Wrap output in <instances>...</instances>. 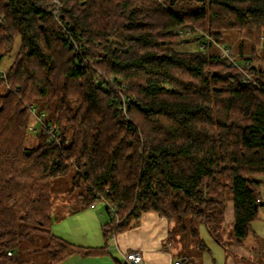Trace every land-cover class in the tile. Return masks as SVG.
Returning <instances> with one entry per match:
<instances>
[{
    "label": "trees",
    "instance_id": "1",
    "mask_svg": "<svg viewBox=\"0 0 264 264\" xmlns=\"http://www.w3.org/2000/svg\"><path fill=\"white\" fill-rule=\"evenodd\" d=\"M51 1L0 0V60L20 37L0 76V264H30L19 246L40 235L49 264L110 253L52 232L51 183L60 176L84 205L107 202L106 239L147 212L181 229L199 221L221 239L230 190V237L245 241L264 183V73L253 63L264 52V0H60L68 32ZM196 28L213 38L205 47ZM227 30L247 39L253 56L237 58L220 43ZM191 37L199 48L178 49ZM122 94L129 118L118 112Z\"/></svg>",
    "mask_w": 264,
    "mask_h": 264
},
{
    "label": "rangeland",
    "instance_id": "2",
    "mask_svg": "<svg viewBox=\"0 0 264 264\" xmlns=\"http://www.w3.org/2000/svg\"><path fill=\"white\" fill-rule=\"evenodd\" d=\"M219 41L222 44H229L233 55L237 58L242 55L253 56L250 42L236 31H225ZM200 45L201 41L198 38L191 37L188 41L182 42L178 49L193 50L199 48ZM19 47L20 37H16L12 49L0 60L1 70H6L11 65ZM212 49L220 51L217 46ZM253 63L264 73L263 49L258 50V56L253 59ZM98 73L104 80L110 78V75L104 73L100 68H98ZM103 79L101 80L103 81ZM27 138V144L33 145L34 136L28 134ZM259 189L260 195L264 199V183ZM107 205L104 199L98 200L92 206L84 205L78 191L71 190L70 177H56L51 183L52 232L83 246L107 244L109 249H113L114 255L121 258V254L115 246L116 237L110 235L106 239L103 233V225L110 219ZM233 212L232 194L230 190H226L225 219L223 226L219 229L221 239L210 232L211 228L209 229L207 225L196 220L193 225L186 221L185 229L170 224L168 240L176 254L174 258L181 260L187 255L192 260V264H264V205L260 206L258 217L252 222V231L249 237L242 243H236L229 236L232 230ZM193 227L199 231L198 237L193 235ZM231 240L236 245L238 244V252L233 250ZM200 241L204 242V247L200 245ZM46 242L47 238L42 235L36 236L33 240L24 241L19 246L24 261L30 264H49L46 252L42 249Z\"/></svg>",
    "mask_w": 264,
    "mask_h": 264
},
{
    "label": "crops",
    "instance_id": "3",
    "mask_svg": "<svg viewBox=\"0 0 264 264\" xmlns=\"http://www.w3.org/2000/svg\"><path fill=\"white\" fill-rule=\"evenodd\" d=\"M262 200L264 205L263 197ZM169 228L170 224L166 218L160 217L156 212L144 213L138 226L115 235L116 249L120 252L121 258L130 251L141 252L144 258L142 264H175L180 259L174 258L176 254L168 240ZM232 240V248L237 251L238 244L236 245ZM109 250L110 253L101 256L74 254L58 264H117L118 257L114 255L113 249Z\"/></svg>",
    "mask_w": 264,
    "mask_h": 264
},
{
    "label": "built area",
    "instance_id": "4",
    "mask_svg": "<svg viewBox=\"0 0 264 264\" xmlns=\"http://www.w3.org/2000/svg\"><path fill=\"white\" fill-rule=\"evenodd\" d=\"M61 6H62V3H61L60 0H52L50 6L48 7V9H49V12L55 18V20L62 26L63 31L64 32H68L69 31L68 27L65 26L62 23V20H61V14H62L61 13ZM195 31L199 35L204 36V39H203V42H202V47H205L207 39L213 40V38H212V36H210V34L205 33V32L201 31L198 28H196ZM179 32L182 35L190 34L191 33V29H188V30L187 29H180ZM222 53H223V55H228L229 54L228 46H224V47L222 46ZM80 64L84 65L85 61L84 62H80ZM5 73H6V70H1L0 69V76H5ZM248 78H250V76H248V75L246 77H244V79L246 81H247ZM113 79H114V76L111 75L110 78L106 79L105 81H107L108 83L112 84L113 83ZM122 96H123L122 97V103L119 106L118 112L122 113L126 118H129L127 107H128V101L130 100V98L129 97H125L123 94H122ZM30 111L34 115V117L36 118L37 124H42L45 128L48 129V131L50 132L49 139H56L57 138V133L53 129L52 124L45 122V120L43 118V115H41V114H39L37 112V108L34 105L30 106ZM35 127L36 126L34 124H30L29 125V128L31 129V131H34ZM113 210H115L114 207H113ZM8 254L13 255V251H8ZM124 259H125L127 264H142V262L144 260L142 253L139 252V251H130V252L125 253L124 254ZM175 264H182V263H181V261L178 260V261L175 262Z\"/></svg>",
    "mask_w": 264,
    "mask_h": 264
},
{
    "label": "water",
    "instance_id": "5",
    "mask_svg": "<svg viewBox=\"0 0 264 264\" xmlns=\"http://www.w3.org/2000/svg\"><path fill=\"white\" fill-rule=\"evenodd\" d=\"M188 39H184V41H187ZM100 83H102V80L99 81ZM29 152V151H28ZM261 204H262V201H261Z\"/></svg>",
    "mask_w": 264,
    "mask_h": 264
}]
</instances>
